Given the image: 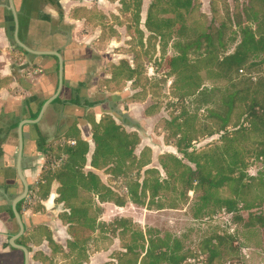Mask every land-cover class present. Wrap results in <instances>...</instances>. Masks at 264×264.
Returning <instances> with one entry per match:
<instances>
[{
    "label": "trees",
    "instance_id": "obj_1",
    "mask_svg": "<svg viewBox=\"0 0 264 264\" xmlns=\"http://www.w3.org/2000/svg\"><path fill=\"white\" fill-rule=\"evenodd\" d=\"M255 2L264 5V0H252L247 5ZM217 3L209 2L210 16L201 11L198 0H153L149 7V20L155 14L159 24L152 27L148 20L146 27L160 36V49H164L169 40H175L173 49L177 55L167 59L168 76L177 78L181 93L175 98L182 106L178 114L171 118L160 117L155 125L154 131L162 136L164 144L175 149V154L164 152L157 157L159 168L149 167L152 162L149 147L136 152L141 142L138 134L126 132L108 114L98 122L93 113L87 116L92 149L74 128L61 144L39 142L40 152L51 165L41 173L34 193L37 200L31 206L35 211H43L41 202L48 199L53 183L57 184L54 200L63 207L59 217L71 237L68 248L73 253L67 258L73 256L72 262L86 259L82 253L87 245L99 236L102 238L100 227L103 225L97 219L102 212L99 204L105 202L118 207L131 203L147 211L177 210L189 202V194L193 193L194 218L215 213L228 215L236 222H243L242 226L247 230L262 231L264 241V80L252 83L247 78L244 80L247 85L239 88L237 77L251 57L263 54L261 62H264V13L259 20L256 7H243L245 20L249 23L244 25L238 17L227 13L228 9L233 10L230 5L223 2L220 7ZM220 8L227 15L219 27L215 29L210 25L205 32H199L197 19L200 22L216 19ZM253 23L257 24L255 29L251 27ZM226 29L230 31L227 41L224 39ZM238 33L240 41L231 53H226L227 45L235 42ZM188 35H192L191 39L186 37ZM147 45L150 47V41ZM218 49L220 55L223 54L221 58ZM206 61L216 64V76L226 81L224 88L207 87L203 83L199 70L194 67ZM133 63L134 68L125 61L112 66L110 79L103 81L108 90L121 91L130 81L132 89L141 86L143 93H147L141 81L149 87L152 82L143 79L136 59ZM251 84L254 87H250ZM216 94L221 95L220 105L208 107L215 105L212 98ZM138 98H141L140 94L136 93L129 100ZM186 98L197 101L196 112H189L184 107ZM93 106L84 105L87 108ZM203 107L206 117L218 124L217 129L200 128L196 124L197 112ZM158 110L157 105H152L146 108L145 114ZM213 135H219L215 144L196 146L200 140ZM254 162L263 164V168L250 175L247 167ZM87 166L103 170L110 176L109 184H103L96 174L85 171ZM242 212L247 213L245 220L240 215ZM130 224L129 219H118L107 225L113 227L111 232L118 236L124 250L117 264H185L189 258L178 253L177 241L171 242L168 236H153L151 230L135 231ZM117 228H122L118 234ZM128 233L131 242L124 244L123 236ZM212 241L206 242L202 251L205 257H201L199 264H235L223 257L224 241Z\"/></svg>",
    "mask_w": 264,
    "mask_h": 264
},
{
    "label": "crops",
    "instance_id": "obj_2",
    "mask_svg": "<svg viewBox=\"0 0 264 264\" xmlns=\"http://www.w3.org/2000/svg\"><path fill=\"white\" fill-rule=\"evenodd\" d=\"M152 1L0 0V264H117L124 250L107 225L118 219L142 224L148 211L131 203L99 204L102 238L87 245L86 259L72 262L71 237L59 217L63 207L54 200L57 184L41 202L43 211L31 205L41 173L51 165L39 142L61 144L74 128L92 149L91 113L96 122L108 114L126 132L137 133L136 152L152 151L149 167L159 168L157 157L164 152L175 154L154 131L161 114H145L146 99L129 100L135 92L130 81L112 92L103 83L121 61L134 68L133 59L161 56L160 36L146 27ZM198 1L205 12L206 0ZM158 18L151 16L152 27ZM85 171L109 184L103 170Z\"/></svg>",
    "mask_w": 264,
    "mask_h": 264
},
{
    "label": "rangeland",
    "instance_id": "obj_3",
    "mask_svg": "<svg viewBox=\"0 0 264 264\" xmlns=\"http://www.w3.org/2000/svg\"><path fill=\"white\" fill-rule=\"evenodd\" d=\"M210 1L218 2L217 5L220 7H222L221 5L223 2L226 3L227 6L230 5L233 10L230 11L228 9L227 13L231 14L235 18L238 17L240 23L244 25L249 24L245 20V11L243 10V7H246L248 2L252 0H206L207 5H209ZM249 6L256 7L254 10L259 11L258 18L261 20V16L264 13V5L255 2L254 5ZM202 10L203 9H201V11ZM219 10L220 11H218L216 19H212L211 21L209 19H203L201 22L197 19L199 32H205L207 27L211 28L212 26L215 29L219 27L221 20L227 15V13L222 10V8ZM205 12L209 14V8ZM251 27L252 29H255L257 24L253 23ZM186 37L191 39L192 35H188ZM229 38L230 31L226 29L224 39L227 41ZM174 41L175 40H169L163 51L161 50L162 52L160 57L155 59L148 57H143L142 59L136 58L138 70L143 73V79L145 77L146 79L150 80L152 82V86L149 87V84L144 83L143 80L141 81V84L145 85L147 93H143L142 87L138 86L135 89H132L135 91L134 95L137 93L140 94V97L143 100L146 99L148 101L147 108L152 105H157L159 109L158 112L161 114V118H171L182 110V106L176 101L175 98V96H178L181 93L178 88L179 83L177 78L175 76H168L170 69L167 59L177 55L176 51L173 49ZM239 41L240 37L238 33L235 36V42L231 44L229 43L227 45L226 53H231ZM190 52L191 51H189V53ZM217 53L218 56L221 54L220 49L217 50ZM221 57H223V54L220 55V58ZM262 58L263 54L251 57L248 64L242 68L243 71H238L237 77L238 83H240L239 88L244 87L246 84V81L244 80L247 78H250L252 83H255V81L264 80V62H261ZM206 62H200L194 67L195 69L199 70L198 74H200L201 78L203 79V83L207 85V87L217 86L219 88H224L226 86V81H222L216 76V64L213 62ZM150 67H153L152 73H149L148 71V68ZM208 69H211V71ZM249 86L254 87L253 84ZM220 97V94H216L212 98L215 105H208V107L220 105ZM183 105L189 112H196L198 103L193 99L186 98ZM204 109L205 107L197 112L198 122L196 124L200 128L203 126H208L213 129H217L218 124L215 122V120L206 117L207 114ZM240 110H243V107ZM218 138L219 135H213L212 137H208L202 141L200 140L196 146L200 147L209 142H211V144H215V142L218 141ZM251 138L254 139V135H252ZM251 161L252 160L249 162ZM262 168L263 164L254 162V164L247 167V172L250 175H255ZM189 196V202L186 205H182L177 210L166 209L163 211H148L147 214L144 215L140 227L138 224L131 223L130 225L135 231L141 230L145 232L146 230L148 232V230H151V234H153V236L159 238L168 236L171 242L177 241L179 244L178 253L181 256L185 255L186 257H189L185 264H199L203 256L205 257L202 251L206 242L208 240H213L212 243H215L218 239H222L224 241L222 253L224 259L227 262L232 261L231 263L235 264H264V241L262 231L257 232L256 230H247L242 226L243 222H236L235 220L231 219V216L224 214L215 213L212 216H201L194 218L193 214L195 195L190 193ZM141 209L146 210L143 208ZM262 212L264 213V208L262 209ZM240 215L243 220H245L247 217L246 212H242ZM113 233L114 232H112L110 236L116 238L117 235H113ZM107 238L113 242V239H111L109 236ZM129 242H131V237L128 233L127 235L123 236L122 243L128 244Z\"/></svg>",
    "mask_w": 264,
    "mask_h": 264
},
{
    "label": "built area",
    "instance_id": "obj_4",
    "mask_svg": "<svg viewBox=\"0 0 264 264\" xmlns=\"http://www.w3.org/2000/svg\"><path fill=\"white\" fill-rule=\"evenodd\" d=\"M70 143H71V144H74V142H73V141H71Z\"/></svg>",
    "mask_w": 264,
    "mask_h": 264
}]
</instances>
